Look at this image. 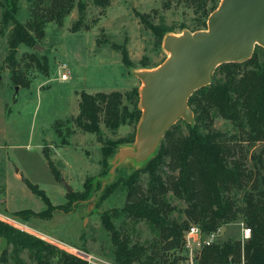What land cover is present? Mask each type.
Listing matches in <instances>:
<instances>
[{
	"label": "rangeland",
	"instance_id": "obj_1",
	"mask_svg": "<svg viewBox=\"0 0 264 264\" xmlns=\"http://www.w3.org/2000/svg\"><path fill=\"white\" fill-rule=\"evenodd\" d=\"M13 3L14 18L26 24L31 18L33 0H0V212L16 216L26 210L46 209L42 199L24 183L23 179H28L45 192L54 208L49 219L16 216L39 232H33L35 236L91 264H116L111 234L104 228L102 213L106 212L114 227L126 233L131 242L149 246L158 239L157 231L149 223L118 215L126 201V179L142 162L126 159L113 170L114 156L109 158L107 169L100 163L101 141L133 139L119 144L115 151L133 148L138 127L121 125L111 130L101 122L98 133L84 131L74 120L79 112V92L124 94L134 88L140 90L143 82L136 73L155 69L169 56L163 41L159 42L144 20L147 24L164 26L167 35H179L196 27L198 15L182 3L164 5V0H107L104 5L99 0H82L81 24L87 28L72 31L71 26L79 16L74 5L62 24L46 22L43 35L34 38L33 46L19 45L12 65L6 59L7 34L12 23L4 26L3 14ZM254 52L262 61L264 47L256 45ZM31 54L38 63L30 58ZM124 54L129 66L122 59ZM63 72L67 79H61ZM12 73L22 82L16 83ZM212 78L222 79V74L215 70ZM185 121L183 117L176 121L182 133L187 132ZM213 126L228 135L234 132L231 123L219 116ZM243 148L247 165L251 167V155L264 150V144L243 143ZM43 149L48 150L59 179L51 172ZM88 178L92 182L90 195L81 198L78 194L84 191ZM112 182L115 188L103 196L105 187ZM65 184L71 188L70 192ZM73 192L77 196L69 195ZM237 197L241 205L242 191ZM167 199L175 206L172 216L179 221L185 219L182 212L185 203L170 192ZM241 223L244 224L237 219L222 225L218 241L239 240ZM4 251L7 261L2 264H37L27 249L14 252L0 237V256ZM165 254L169 258L178 255L179 264H190L183 246ZM59 258L60 253L55 251L47 262L56 264ZM192 264H198V255Z\"/></svg>",
	"mask_w": 264,
	"mask_h": 264
},
{
	"label": "trees",
	"instance_id": "obj_2",
	"mask_svg": "<svg viewBox=\"0 0 264 264\" xmlns=\"http://www.w3.org/2000/svg\"><path fill=\"white\" fill-rule=\"evenodd\" d=\"M99 1L103 5L107 2ZM220 1L164 0L163 4L175 2L192 8L198 17L196 27L191 31H196L206 28L209 15ZM74 5L79 16L71 26L72 31L87 28L81 24L82 0H33L31 18L26 24L14 18L13 3L11 11L6 9L3 14L4 26L12 23L7 34L6 59L14 65L18 46H33L34 38L43 35L44 24L49 21L62 24ZM144 23L160 43L168 36L164 26L147 24L145 20ZM30 58L38 63L34 54ZM122 59L130 65L125 54ZM215 70L222 74V79L211 76V81L193 91L187 100L193 115L191 121H185L187 132L182 133L176 120L165 131L156 150L126 179V201L118 215L135 222L149 223L158 233L157 241L149 246L131 242L126 233L114 227L109 215L102 213L104 228L111 234L116 264H179L178 255L169 258L165 253L183 246V232L191 223L198 224L203 233H209L237 219L250 228V237L243 242L229 239L203 246L198 254V264H264V150L251 155L253 162L249 167L244 156L246 149L243 148V143L264 144V57L259 61L253 51L249 59L222 63ZM12 79L16 83L22 82L13 73ZM140 101L137 88L124 94L119 91L91 94L82 90L79 92V112L74 120L84 131L93 133L100 131L101 122L111 130L121 125L136 128L143 113ZM217 116L231 123L234 128L231 135L214 128ZM127 141L132 142L133 139L107 138L101 141L100 163L104 168L107 169L109 158L115 155L118 145ZM43 153L54 177L59 179L60 174L48 150L43 149ZM23 181L32 193L42 199L46 209L39 212L26 210L16 213V216L19 214L22 219L53 217L54 208L45 192L28 179ZM91 185L88 178L79 197H88ZM114 188V182L108 184L103 196L109 195ZM240 191L241 205L237 197ZM169 192L185 203L182 210L185 219L179 221L172 216L175 206L167 199ZM69 195L74 197L77 193ZM0 237L12 246L14 252L27 249L37 264H50L48 256L55 251L60 253L56 264H90L1 221ZM5 255L6 251L0 256V264L7 261Z\"/></svg>",
	"mask_w": 264,
	"mask_h": 264
},
{
	"label": "water",
	"instance_id": "obj_3",
	"mask_svg": "<svg viewBox=\"0 0 264 264\" xmlns=\"http://www.w3.org/2000/svg\"><path fill=\"white\" fill-rule=\"evenodd\" d=\"M256 45L264 47V0H221L205 29L166 36L165 61L136 73L143 82L137 139L133 148L116 152L111 170L126 159L147 160L171 124L179 117L192 120L187 100L193 91L211 81L218 65L249 59Z\"/></svg>",
	"mask_w": 264,
	"mask_h": 264
},
{
	"label": "built area",
	"instance_id": "obj_4",
	"mask_svg": "<svg viewBox=\"0 0 264 264\" xmlns=\"http://www.w3.org/2000/svg\"><path fill=\"white\" fill-rule=\"evenodd\" d=\"M61 79H67V74L63 72L61 74ZM0 221L3 222L4 224L12 226L20 231L26 232L33 236H35V234H37L38 232L36 229L30 227L28 224H26L25 221L16 217L15 215H8L0 212ZM241 225L242 227H241V234L239 240L243 242L250 237L251 230L248 226L244 225L243 223H241ZM219 231H220V227L209 233H203L198 226L190 225L183 232V247L187 251L186 257L190 264H192L193 258H195L196 255L199 254V251L203 246L210 245L218 241ZM33 232H35V234H33ZM40 239L42 240L43 238Z\"/></svg>",
	"mask_w": 264,
	"mask_h": 264
}]
</instances>
